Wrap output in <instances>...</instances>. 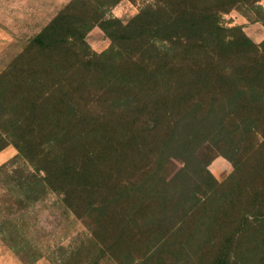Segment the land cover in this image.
Returning <instances> with one entry per match:
<instances>
[{
  "label": "trees",
  "instance_id": "trees-1",
  "mask_svg": "<svg viewBox=\"0 0 264 264\" xmlns=\"http://www.w3.org/2000/svg\"><path fill=\"white\" fill-rule=\"evenodd\" d=\"M120 1L72 0L0 77L7 82L0 150L14 144L32 175L75 216H93L92 234L96 223L107 230L118 221L123 230L149 213L153 203L140 189L185 116L195 123L220 118L234 130L264 119V41L219 20L239 3L259 0H142L148 2L127 23L108 16ZM96 24L113 41L102 54L86 42ZM112 59L120 68H111ZM247 133L264 145V131ZM106 150L132 156L128 179L112 173L95 184L92 167ZM169 237L164 233L161 244ZM231 258L223 251L212 264Z\"/></svg>",
  "mask_w": 264,
  "mask_h": 264
},
{
  "label": "rangeland",
  "instance_id": "rangeland-1",
  "mask_svg": "<svg viewBox=\"0 0 264 264\" xmlns=\"http://www.w3.org/2000/svg\"><path fill=\"white\" fill-rule=\"evenodd\" d=\"M71 1L0 0V77ZM146 2L121 0L108 16L127 23ZM219 20L242 27L256 44L264 41V0L241 2ZM86 42L97 54L113 46L100 24ZM118 63L108 62L112 69ZM6 84L0 81V98ZM179 124L157 150L162 156L140 189L153 203L149 213L123 230L118 221L107 230L96 223L92 234L93 216H75L32 175L14 144L0 150V264H212L223 251L231 253L228 264H264V145L258 148L262 137L247 133L252 127L264 131V119H247L236 130L233 123L221 126L220 118L195 123L185 116ZM132 161L106 150L96 158L92 179L96 185L112 173L128 179ZM105 242L102 251L98 245Z\"/></svg>",
  "mask_w": 264,
  "mask_h": 264
},
{
  "label": "crops",
  "instance_id": "crops-1",
  "mask_svg": "<svg viewBox=\"0 0 264 264\" xmlns=\"http://www.w3.org/2000/svg\"><path fill=\"white\" fill-rule=\"evenodd\" d=\"M263 38H264V37H263ZM263 38H262V39H263ZM255 41H257V42H260V41H261V39H256V38H255Z\"/></svg>",
  "mask_w": 264,
  "mask_h": 264
}]
</instances>
